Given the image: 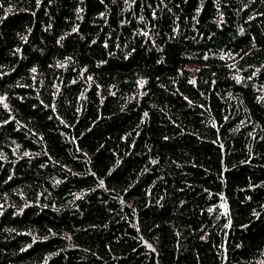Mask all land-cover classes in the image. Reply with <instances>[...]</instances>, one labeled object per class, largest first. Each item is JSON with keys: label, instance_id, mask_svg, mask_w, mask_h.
Listing matches in <instances>:
<instances>
[{"label": "trees", "instance_id": "obj_1", "mask_svg": "<svg viewBox=\"0 0 264 264\" xmlns=\"http://www.w3.org/2000/svg\"><path fill=\"white\" fill-rule=\"evenodd\" d=\"M0 264H264V0H0Z\"/></svg>", "mask_w": 264, "mask_h": 264}]
</instances>
